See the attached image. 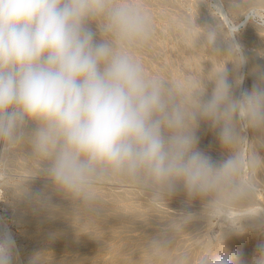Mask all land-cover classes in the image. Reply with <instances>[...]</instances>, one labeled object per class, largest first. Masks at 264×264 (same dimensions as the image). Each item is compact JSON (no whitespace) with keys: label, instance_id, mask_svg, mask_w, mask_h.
Masks as SVG:
<instances>
[{"label":"clouds","instance_id":"obj_1","mask_svg":"<svg viewBox=\"0 0 264 264\" xmlns=\"http://www.w3.org/2000/svg\"><path fill=\"white\" fill-rule=\"evenodd\" d=\"M228 2L227 12L224 0H212L211 7L238 13L227 53L240 64L234 36L249 22L264 25V17L243 0ZM217 34L206 30L215 50ZM152 36L149 16L133 0H0V157L27 144L40 161L35 175L43 172L57 192L92 210L110 181L131 184L166 204L182 186L189 201H204V212L222 213L243 234L241 221L257 215L233 222L228 209L250 202L259 187L245 166L262 169L264 160L243 133H260L256 142L264 145V74L237 96L224 66L207 80L214 86L205 98L204 83L191 88L146 75L134 53ZM201 121L219 129V142L231 153L223 161L198 149ZM29 124L35 125L30 132ZM245 143L253 145L248 155L239 150ZM193 218L173 217L164 234L148 241L150 257L165 256L173 234ZM15 249L5 226L0 264H13ZM175 264H192L190 255L178 254ZM196 264H264V243L245 261L224 247L221 232L215 255L201 254Z\"/></svg>","mask_w":264,"mask_h":264},{"label":"rangeland","instance_id":"obj_2","mask_svg":"<svg viewBox=\"0 0 264 264\" xmlns=\"http://www.w3.org/2000/svg\"><path fill=\"white\" fill-rule=\"evenodd\" d=\"M133 3L149 16L153 26L149 44L134 53L146 75H159L191 88L204 83L207 98L214 86L207 80L224 66L237 96L241 90L250 91L264 74V25L256 27L249 22L234 36L243 58L242 63L236 64L233 62L237 57L227 52L236 32L238 13L224 15L211 7L212 0H133ZM243 4L245 8L254 5L264 17V0H243ZM229 6L228 0H224L225 12ZM242 21L240 17L237 23ZM209 28L217 29L214 47L219 51L206 37ZM240 77L243 80L237 87L235 81ZM34 127L29 124L26 131ZM218 131L205 121L196 130L198 149L215 162L231 154L221 146ZM243 134L264 160V145L256 142L261 134L251 129ZM253 145L242 144L239 150L248 155ZM39 167V159L31 154L27 144L0 157V229L6 226L15 239L13 264H30L33 257L34 264H175V257L182 252H187L192 264H196L201 254L215 255L221 247V232L226 235L223 234L224 242L235 233L222 213L204 212V201L200 199L189 201L182 186L166 204L153 202L147 192L131 184L110 181L101 190L96 210H92L74 205L57 192L43 172L35 175ZM249 171L256 176L259 187L250 202L228 209V219L233 222L245 215H257L264 221V168L249 169L246 165L245 174ZM181 213L195 215L186 227L173 234L174 245L165 256L150 257L148 241L164 234L170 220ZM249 220L244 218L241 222L247 227L244 233L252 231L259 235L258 229L264 223L255 230L248 227ZM256 244L253 242L252 247Z\"/></svg>","mask_w":264,"mask_h":264},{"label":"bare ground","instance_id":"obj_3","mask_svg":"<svg viewBox=\"0 0 264 264\" xmlns=\"http://www.w3.org/2000/svg\"><path fill=\"white\" fill-rule=\"evenodd\" d=\"M226 19V18H225ZM185 198V197H184ZM259 208V207H258ZM257 208V209H258ZM261 208V207H260ZM252 209V208H250ZM263 209V208H261ZM256 210V209H255ZM254 210V211H255ZM252 211V210H251ZM259 211V210H258ZM260 212V211H259ZM264 212V211H263ZM242 213V212H241ZM251 213V212H250ZM257 213V210L256 212ZM202 214V213H201ZM200 214V215H201ZM232 214V213H231ZM195 215V213H194ZM198 215V214H197ZM200 215H198L200 217ZM203 215V214H202ZM212 215V214H211ZM219 215V214H218ZM217 215V217H218ZM232 216V215H231ZM205 217V216H204ZM203 217V218H204ZM208 217L209 219V216H206V218ZM213 218V216H211ZM197 218V217H196ZM202 218V216H201ZM247 219V218H246ZM249 219V218H248ZM233 220V219H231ZM251 220V221H250ZM248 221L247 224H250L248 225L249 228H255V230H257V226H261V224L264 223L263 219L260 218V217H255L253 219H250ZM210 222V221H209ZM208 222V223H209ZM213 222V221H212ZM242 222V221H241ZM247 222V221H246ZM3 223V222H2ZM199 223V222H198ZM219 223V221H218ZM224 223V222H223ZM243 223V222H242ZM218 225V224H217ZM225 225V224H224ZM245 225V224H244ZM243 225V226H244ZM264 225V224H263ZM219 227V226H218ZM247 228V227H246ZM245 228V229H246ZM260 231L259 235H254V233H252V231L248 233H243V234H238L237 232H235L233 234V236L228 239L227 241L224 242V247L229 251V253H234V254H239L245 261H250L254 252L256 251V248L257 246L260 244V243H264V226L260 229H258ZM258 232V231H257ZM211 233V232H210ZM212 234V233H211ZM216 234V233H215ZM221 234V233H220ZM224 234V233H223ZM227 234V233H226ZM229 234V233H228ZM209 236V234H207ZM206 235V236H207ZM225 235V234H224ZM226 236V235H225ZM224 236V237H225ZM211 237V235H210ZM215 238V236H214ZM221 238V237H219ZM208 240V239H207ZM214 240V239H213ZM259 240V241H258ZM206 241V240H205ZM211 242V241H210ZM253 242L256 244V246L252 247L253 246ZM212 243V242H211ZM207 244V243H206ZM209 244V242H208ZM207 246V245H206ZM209 250V249H208Z\"/></svg>","mask_w":264,"mask_h":264}]
</instances>
